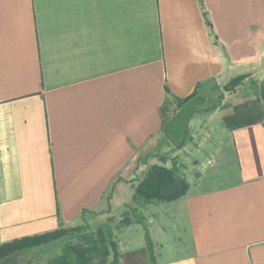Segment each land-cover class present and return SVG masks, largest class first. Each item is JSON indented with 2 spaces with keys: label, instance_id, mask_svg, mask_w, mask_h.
Here are the masks:
<instances>
[{
  "label": "crops",
  "instance_id": "1",
  "mask_svg": "<svg viewBox=\"0 0 264 264\" xmlns=\"http://www.w3.org/2000/svg\"><path fill=\"white\" fill-rule=\"evenodd\" d=\"M202 2L210 26L199 0H0V245L118 206L166 89L264 70V0ZM197 171L155 263L264 264V119L222 128ZM117 264H151L145 242Z\"/></svg>",
  "mask_w": 264,
  "mask_h": 264
},
{
  "label": "rangeland",
  "instance_id": "2",
  "mask_svg": "<svg viewBox=\"0 0 264 264\" xmlns=\"http://www.w3.org/2000/svg\"><path fill=\"white\" fill-rule=\"evenodd\" d=\"M221 86L214 101L216 109L211 113H196L188 122L191 140L179 149L171 144L163 147L160 154L167 156L165 162L149 156L137 169L128 195L118 206L109 211L105 207L101 211L88 212L75 225L81 226L79 231L65 242L83 251L89 258L88 264H110L115 256L118 260L121 252L146 244V233L150 240L154 238L151 240L153 252L154 246L159 250L158 239L164 238L166 233L174 234V225L181 221L179 201L189 185L196 182L197 166L204 158L209 142L222 128L264 119V103L260 99L264 70L228 91ZM162 166L167 169L174 166V170L155 197L149 203L132 197L137 186L148 187ZM56 243L53 241L50 244L53 248L43 253L34 252L18 258V264H49L54 256L61 254Z\"/></svg>",
  "mask_w": 264,
  "mask_h": 264
},
{
  "label": "trees",
  "instance_id": "3",
  "mask_svg": "<svg viewBox=\"0 0 264 264\" xmlns=\"http://www.w3.org/2000/svg\"><path fill=\"white\" fill-rule=\"evenodd\" d=\"M199 3L203 11V17L205 19V22L208 26H210V22L204 10L202 0H199ZM213 36H214V41L216 44L217 38L215 35ZM246 77H247V74H243V75H238L232 78L228 82V84L223 86L224 90L228 91L230 89L237 87L238 85L241 84V82ZM219 89H220V86L217 84L216 80L214 79H209L204 82L198 83L195 86V89L193 90V92L186 98H182V99L172 96L169 93V91L166 89V98H165V101L162 107L160 108V114L162 117V127L160 131V136H159V140H158L155 152L153 154H150V156L153 155L154 157L159 158L161 162H165L168 159L167 156L165 155L163 156L160 154L161 149L163 147L171 144V145H174L177 149H179L185 145L186 141L191 140L192 138H191V135L188 129V124H187L186 131H185L182 142L179 145L174 144L164 132L165 123L170 119L171 116H173L176 113V111L180 108V106L183 103L199 95L206 97L210 101V104L206 111L197 112V113L213 112L216 109V104L214 103V101H215L216 95L219 92ZM260 99L264 103V88H261L260 90ZM194 114L191 115V117L189 118V121L193 117ZM250 123H253V122L240 123V124H236L233 126H229L228 128L240 127L243 125H248ZM173 170H174V166L168 169L163 166L160 167L158 170V173L152 178V181L150 182L151 184L149 183L147 188L144 187L143 185L137 186L134 189V194L132 197H135V198L137 197L141 199L143 203H149L150 200L153 197H155V195L159 192L164 182L170 177ZM107 199H109V196L107 197ZM88 212L89 211L87 210H83L81 214V218H84L85 214ZM80 227L81 226L59 227L50 232L33 235L29 237H23V238L15 239L7 243H3L0 245V261L5 258L12 257V256H15L18 259L22 256L25 257V255H32L34 254V252L43 253L49 250V248H51L50 244L53 243V241L55 242L57 241L55 245L57 246L59 245L61 254L54 256V258H52L49 264H88L89 258L83 251L76 250L73 246L69 245V243L65 242L67 239H69V237H73L76 231H79ZM145 236H146V247L149 253L150 262L151 264H156L155 256H154V252L152 248V243H151L148 233H146ZM117 261L118 260L116 259V256H115L114 260L110 264H117Z\"/></svg>",
  "mask_w": 264,
  "mask_h": 264
},
{
  "label": "water",
  "instance_id": "4",
  "mask_svg": "<svg viewBox=\"0 0 264 264\" xmlns=\"http://www.w3.org/2000/svg\"><path fill=\"white\" fill-rule=\"evenodd\" d=\"M210 101L204 96H196L183 103L176 113L164 125V132L171 141L179 145L184 137L189 118L192 114L206 111ZM0 264H18L15 256L5 258Z\"/></svg>",
  "mask_w": 264,
  "mask_h": 264
}]
</instances>
